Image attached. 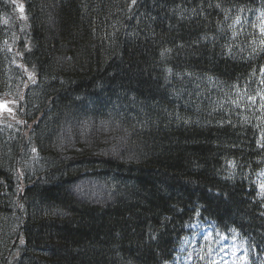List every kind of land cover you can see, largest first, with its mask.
Returning <instances> with one entry per match:
<instances>
[{"label":"trees","instance_id":"trees-1","mask_svg":"<svg viewBox=\"0 0 264 264\" xmlns=\"http://www.w3.org/2000/svg\"><path fill=\"white\" fill-rule=\"evenodd\" d=\"M23 1L27 28L0 0V100L23 83L0 264H168L197 222L195 264L230 236L264 264V0Z\"/></svg>","mask_w":264,"mask_h":264},{"label":"rangeland","instance_id":"rangeland-1","mask_svg":"<svg viewBox=\"0 0 264 264\" xmlns=\"http://www.w3.org/2000/svg\"><path fill=\"white\" fill-rule=\"evenodd\" d=\"M16 4L19 10H22L20 13L24 14L25 13L24 1L16 0ZM13 45H14L13 41L9 42V46L12 51H13ZM22 85L23 83L19 85L18 82H15L14 86L10 89L6 100H3L0 102L1 117L4 120H7L9 118V112L14 109V108H11L8 105V103L13 100L19 101L20 94L22 91ZM259 179H260L262 191L264 192V174L261 175ZM195 229H196L195 237L192 239V241L187 240L186 244L181 248V251L184 252V255L178 257L177 259H175L174 261L168 264H193L196 261V259L202 255V248H203L204 242L210 239L211 234H212L211 227H203V226L197 225ZM236 251H239V250L236 248ZM239 254L240 253L235 252L234 258L229 259L228 264H236L237 260L239 259ZM213 264H223V263L221 261H216Z\"/></svg>","mask_w":264,"mask_h":264},{"label":"bare ground","instance_id":"bare-ground-1","mask_svg":"<svg viewBox=\"0 0 264 264\" xmlns=\"http://www.w3.org/2000/svg\"><path fill=\"white\" fill-rule=\"evenodd\" d=\"M15 2H16V0H14ZM16 6H17V4H16ZM17 9L19 10V8L17 7ZM22 10H19V12H21ZM21 14V13H20ZM22 15V18H23V21H24V26H23V28H27L28 27V25H27V19H26V15H25V13L23 14H21ZM9 60H10V63H11V61H12V59H11V56H10V58H9ZM20 119V117L19 116H17V114H16V109H13L12 111H10L9 112V118L7 119V120H4L2 117H1V112H0V121L2 122V123H4L6 126H8V127H10V128H12V129H15L16 128V126H17V122H18V120ZM22 124H23V122L21 123V125H20V127H19V129L21 130L22 129ZM22 131V130H21Z\"/></svg>","mask_w":264,"mask_h":264}]
</instances>
